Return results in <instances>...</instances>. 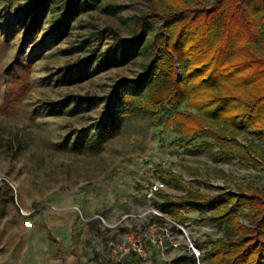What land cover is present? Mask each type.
I'll use <instances>...</instances> for the list:
<instances>
[{
    "label": "rangeland",
    "instance_id": "1",
    "mask_svg": "<svg viewBox=\"0 0 264 264\" xmlns=\"http://www.w3.org/2000/svg\"><path fill=\"white\" fill-rule=\"evenodd\" d=\"M89 3L0 0V185L6 183L13 191L0 219V264H116L107 241L145 227L151 207L164 213V199L145 196L158 180L165 183L159 194L172 201L186 190L214 196L218 189H234L242 181L264 194V165L242 169L235 157H218L219 148L203 135L188 140L172 126L164 127L175 112L188 110L184 103L163 109L153 123L150 111L134 101L129 115L115 118L116 130L101 152L70 150L77 142L86 145L101 129L106 97L116 82L144 74L150 61L147 45L161 25V18L150 25L124 64L99 65L114 34L130 40L135 18L155 9L150 0ZM35 16L40 25L32 36ZM261 31L264 34V23ZM146 90L141 89L142 95ZM85 95L102 101L81 98ZM110 108L112 117L122 109L114 103ZM237 140L264 146L246 132L238 133ZM202 143L210 145L196 148ZM171 174L183 187L170 182ZM213 210L211 204L202 211L186 208L180 212L184 221L164 214L187 224L191 241L201 249L204 241L216 243L225 226L212 217ZM240 220L251 225L248 219ZM178 242V248H169L163 256L153 251L150 264H206L202 257L193 262L184 239ZM130 264H135L133 258Z\"/></svg>",
    "mask_w": 264,
    "mask_h": 264
},
{
    "label": "trees",
    "instance_id": "2",
    "mask_svg": "<svg viewBox=\"0 0 264 264\" xmlns=\"http://www.w3.org/2000/svg\"><path fill=\"white\" fill-rule=\"evenodd\" d=\"M150 1L160 15L153 11L136 17L132 38L125 40L115 33L113 43L97 61L105 66L124 64L150 25L161 18V25L147 45L150 61L144 74L138 79L116 82L106 97L101 129L86 145L77 142L70 150L81 154L101 152L116 130L115 118L129 115L134 101L150 111L153 123L160 120L163 109L184 103L188 110L175 112L164 127L172 126L176 134L188 140L203 135L219 148L218 157H235L242 169L264 165V146L243 145L237 140L238 133L246 132L264 145V1ZM36 2L44 4L46 0ZM86 3L90 6L89 0ZM59 20L65 22L66 17L59 14ZM31 22L29 31L36 36L40 21L35 16ZM143 87L147 88L144 95ZM81 98L102 101L101 97L90 95ZM111 103L122 107L116 117L110 114ZM208 145L202 143L196 148ZM170 182L183 187L176 174H171ZM0 191L1 219L3 203L13 199V191L6 183L0 185ZM158 196L166 201L164 213L173 214L180 221L187 220L180 215L186 208L202 211L207 204L214 206L212 217L225 226L216 243L201 244L206 264H264V194L257 187L242 181L234 189H218L214 196L189 190L178 201ZM240 217L250 220L251 225L244 224Z\"/></svg>",
    "mask_w": 264,
    "mask_h": 264
},
{
    "label": "built area",
    "instance_id": "3",
    "mask_svg": "<svg viewBox=\"0 0 264 264\" xmlns=\"http://www.w3.org/2000/svg\"><path fill=\"white\" fill-rule=\"evenodd\" d=\"M164 188L165 183L158 180L147 187L145 196L153 200ZM147 214L152 217L145 227L128 229L121 236L107 241L106 249L109 256L115 258L116 264H130L132 258L135 264H150L153 251L163 256L169 248L180 246V237L184 239L187 254L195 262L200 260L204 251L191 241L189 235L192 233L187 224L173 221L158 207H151ZM153 217L161 220H152Z\"/></svg>",
    "mask_w": 264,
    "mask_h": 264
},
{
    "label": "bare ground",
    "instance_id": "4",
    "mask_svg": "<svg viewBox=\"0 0 264 264\" xmlns=\"http://www.w3.org/2000/svg\"><path fill=\"white\" fill-rule=\"evenodd\" d=\"M147 213V212H146Z\"/></svg>",
    "mask_w": 264,
    "mask_h": 264
}]
</instances>
